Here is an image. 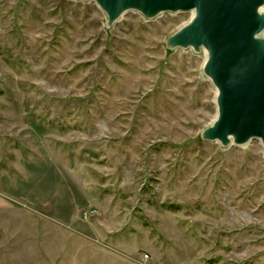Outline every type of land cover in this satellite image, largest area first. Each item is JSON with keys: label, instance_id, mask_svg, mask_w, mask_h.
I'll use <instances>...</instances> for the list:
<instances>
[{"label": "rangeland", "instance_id": "rangeland-1", "mask_svg": "<svg viewBox=\"0 0 264 264\" xmlns=\"http://www.w3.org/2000/svg\"><path fill=\"white\" fill-rule=\"evenodd\" d=\"M192 18L0 0V264H264V146L202 139Z\"/></svg>", "mask_w": 264, "mask_h": 264}, {"label": "water", "instance_id": "water-1", "mask_svg": "<svg viewBox=\"0 0 264 264\" xmlns=\"http://www.w3.org/2000/svg\"><path fill=\"white\" fill-rule=\"evenodd\" d=\"M78 1V0H77ZM96 3L112 28L128 12L147 20L193 13L169 37L170 51H206L203 73L217 91V118L202 139L223 147L264 146V0H80Z\"/></svg>", "mask_w": 264, "mask_h": 264}, {"label": "crops", "instance_id": "crops-1", "mask_svg": "<svg viewBox=\"0 0 264 264\" xmlns=\"http://www.w3.org/2000/svg\"><path fill=\"white\" fill-rule=\"evenodd\" d=\"M8 205H9V202L5 199L4 194L0 192V217H12V216H9V213H6L7 211H10V208Z\"/></svg>", "mask_w": 264, "mask_h": 264}, {"label": "built area", "instance_id": "built-area-1", "mask_svg": "<svg viewBox=\"0 0 264 264\" xmlns=\"http://www.w3.org/2000/svg\"><path fill=\"white\" fill-rule=\"evenodd\" d=\"M96 215H98V211L90 209V210L83 213V219L88 220L92 216H96Z\"/></svg>", "mask_w": 264, "mask_h": 264}]
</instances>
